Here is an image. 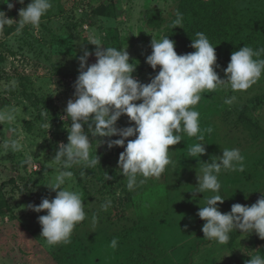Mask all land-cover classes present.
Masks as SVG:
<instances>
[{
	"label": "rangeland",
	"instance_id": "1",
	"mask_svg": "<svg viewBox=\"0 0 264 264\" xmlns=\"http://www.w3.org/2000/svg\"><path fill=\"white\" fill-rule=\"evenodd\" d=\"M7 2L0 0V11L14 21L0 29V111H13L15 118L0 122V264H246L250 256H264V240L255 232L233 230L223 245L204 238L205 221L197 212L212 193L195 192L199 163H210L224 148H236L245 168L221 170L218 194L224 202L217 207L228 213L233 204L251 206L264 193V74L245 91L234 92L225 84L203 93L194 108L200 113L199 142L206 153L187 157L198 141L181 134L182 141L169 147L171 163L161 177L142 184L143 177H138L131 191L117 163L124 148H108L109 140L121 137L93 138L84 125L90 159L97 155L99 161L68 169L73 175L63 187L82 194L86 217L69 242L48 245L38 222L47 211L37 213L28 206L55 198L48 186L61 169L53 160L58 145L68 143L71 122L64 109L75 99L79 57L87 49L92 53L87 64L96 62V46L88 43L98 37L104 46L125 49L136 66L133 78L150 83L160 70L146 63L152 39L165 37L180 0H52L38 26L22 29L16 24L18 12L31 0H10L11 9ZM230 7L231 21L242 28L243 39L264 22V0H230ZM152 10L154 26L147 22ZM214 70L227 79L223 68ZM128 126L134 122L122 115L116 127ZM12 141L23 149L5 147ZM114 238L115 249L109 246Z\"/></svg>",
	"mask_w": 264,
	"mask_h": 264
},
{
	"label": "clouds",
	"instance_id": "2",
	"mask_svg": "<svg viewBox=\"0 0 264 264\" xmlns=\"http://www.w3.org/2000/svg\"><path fill=\"white\" fill-rule=\"evenodd\" d=\"M24 4V0H17ZM8 8L14 4L8 0ZM52 0H31L18 12L20 17L16 23L19 29L26 25L38 26L41 18L52 8ZM182 14L177 12L173 21L175 27L182 23ZM14 20L0 11V29ZM191 47L194 52L178 55L175 42L168 36L160 41L152 39V53L146 57V63L153 70L160 66L150 83L144 84L134 79L133 63L127 51L115 47L104 46L98 37L90 39L88 44L96 46V62L88 65L91 52L84 49L79 57V75L74 83L75 99H69L64 109L70 118L68 143H60L53 160L61 166L54 182L48 186L56 193L55 198H43L39 205H29L39 213L47 211L46 215L38 217L41 225V237L48 245L54 246L69 242L76 225L85 220L86 213L82 194L63 187L66 179L73 173L68 170L73 166H94L99 161L90 159L91 140L85 132L84 125L91 137H113L108 148L123 147L118 159V168L127 178L126 187L131 191L138 184V177H143L139 183L148 178L159 179L166 167L171 163L169 147L179 144L183 137H196L197 143L188 148V156L199 158L206 153L200 135V113L195 110L205 92L212 93L221 85H230L231 90L245 91L256 83L264 74V59H259L264 49L254 50L244 45L231 54L230 62L224 72L226 80H222L214 70L217 56L215 47L203 32L195 33ZM235 97L226 99L231 104ZM136 101H142L135 103ZM126 115L134 126L118 129V119ZM13 111H0V122L14 120ZM63 118V117H62ZM209 132L212 129H208ZM129 137L135 139L127 140ZM127 143L125 145V141ZM99 144L103 140H98ZM14 151H21L23 145L12 141ZM244 156L239 149L224 148L221 156H214L211 162H200L197 173L196 193H212L205 199V206L197 212L198 217L205 221L202 232L204 238L215 240L218 244H226L230 233L238 230L242 233H253L264 240V193L251 206L235 203L231 211L222 213L217 207L224 198L218 193L221 183L218 176L221 170L243 171ZM107 179H111L107 175ZM109 205L102 207L107 210ZM115 249L117 240L112 239L110 245ZM246 264H264V256H250Z\"/></svg>",
	"mask_w": 264,
	"mask_h": 264
},
{
	"label": "trees",
	"instance_id": "3",
	"mask_svg": "<svg viewBox=\"0 0 264 264\" xmlns=\"http://www.w3.org/2000/svg\"><path fill=\"white\" fill-rule=\"evenodd\" d=\"M230 11V0H180L177 12L182 14V23L174 26L176 13L168 23L165 37L175 42V51L180 55L194 52L192 39L196 38L195 33L203 32L215 47L217 61L213 67L226 69L231 54L244 45L254 50L264 49V22L243 39L242 28L231 21ZM147 18L148 24L154 26L156 11L152 10ZM259 59H264V52Z\"/></svg>",
	"mask_w": 264,
	"mask_h": 264
}]
</instances>
